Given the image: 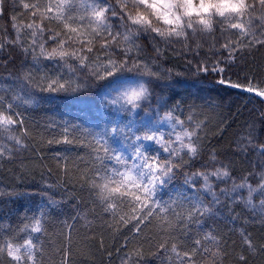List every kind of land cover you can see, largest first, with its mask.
<instances>
[{"label":"snow or ice","instance_id":"obj_1","mask_svg":"<svg viewBox=\"0 0 264 264\" xmlns=\"http://www.w3.org/2000/svg\"><path fill=\"white\" fill-rule=\"evenodd\" d=\"M6 2L0 0V18L6 11ZM18 6L22 13L9 17L11 31L7 26L0 27V69H7L13 62L11 57L5 59L4 54L9 51L23 56L22 68L30 64L22 75L13 77L9 73L20 92L28 97L26 103H32L38 94L79 92L103 82L107 93L105 105L130 117L143 111L142 122H151L139 135L136 134L139 129L133 131L132 127L119 126L117 122H112L111 128L107 124L87 128L65 125L59 140L48 141L72 144L79 140L81 147L90 148L92 165L81 173L82 186L87 187L102 214L110 219L109 227L119 231L134 225L132 239L126 237L123 247L135 242L143 227L156 219L158 231L166 239L154 255L167 252L169 264H223L228 253L221 244L222 238L210 230L203 238L189 243L192 233L188 229L193 224L201 226L205 217L214 215V208L223 203L221 196L231 203L243 204L252 212L253 219L257 215L264 217V143L258 147L255 143L260 130L250 126L247 135L237 142V148L245 155L251 149L262 158L242 182H236L229 167L218 162L214 152L200 169L185 172L204 150L201 133L205 121H194L195 113L181 119L183 112L176 115L178 105L160 116L163 105L157 100L153 107L152 85L165 76L154 70L158 68L154 61L141 57L143 49L136 40L152 34L153 39L159 37L164 41L179 38L185 49L191 50L193 38L212 35L218 28V39L224 42L216 49L214 39L210 50L226 52L227 56L212 61L211 67L208 61L198 63L197 74L218 73L219 83L264 97V90L232 83L222 75L236 63L238 56L264 48V0H19ZM24 17L29 22L17 23ZM155 51L158 56L160 49ZM69 61L75 62V66ZM45 62L54 67L67 66L69 76L85 69L88 74L66 80L63 71L55 75L51 71L42 72ZM171 78L169 71L167 79ZM7 91L13 94L0 95V162L14 158L27 147L29 138L25 118L17 111L23 97L14 88ZM261 119L264 121V117ZM157 121L166 123L167 129L156 127ZM78 129L81 134L70 139ZM117 133L127 142V154L110 143ZM79 159L87 165L82 157ZM64 161L61 167L67 172L68 157ZM256 168L261 170L256 172ZM181 173L182 190L163 199L162 194ZM257 176L256 186L248 183ZM229 180L231 187L217 190L218 185H227ZM244 192L246 196L242 195ZM204 196L211 200L206 202ZM257 196L261 197L259 202L255 200ZM48 203L54 205L57 201L48 197ZM45 216L41 210L26 216L25 222L15 229L9 228L7 235L0 231V262L46 264L42 239L46 232ZM21 234L25 237L22 241ZM238 234L248 255L264 253V244H254L246 229L241 228ZM169 241H175L170 248ZM56 251L63 253L60 264H68L67 248ZM248 255L241 252L236 257L238 264H248ZM142 259L141 250L136 248L125 253L121 264H132L133 260L140 264Z\"/></svg>","mask_w":264,"mask_h":264},{"label":"trees","instance_id":"obj_2","mask_svg":"<svg viewBox=\"0 0 264 264\" xmlns=\"http://www.w3.org/2000/svg\"><path fill=\"white\" fill-rule=\"evenodd\" d=\"M18 3L19 0H7L6 11L0 18V27L7 26L11 31L9 17L22 13ZM21 22L29 21L27 17H24L23 20L17 21V23ZM154 35H141L136 40L143 49L141 57L149 62L154 61L158 65V68L154 70L164 73L165 76V79L156 81L152 85L153 107L159 100L163 105L159 109V114L163 116L170 108L178 105L176 115L183 112L181 119H187L190 114L195 113L194 121H205L201 133L204 150L199 159L184 171L191 173L200 169L214 152L217 161L229 167L236 182H242V179L253 171L254 164L259 163L262 158L251 149L245 155L237 148V142L247 135V129L250 126H254L260 130L258 139L255 141L257 147L264 143V121L261 119L264 117V97L219 83L221 75L218 73L209 71L197 74L198 63L208 61V66L211 67L212 61L227 56L226 52L214 53L210 50L214 39H216V49H219L224 42L223 39H218V28L212 35H197L193 38L190 41L191 50L185 49L184 41L179 38L164 41L159 37L153 39ZM156 48L160 49L158 56ZM4 56L5 59L11 57L13 62L8 64L7 69H0V89L4 90L0 91V95H11L13 93L7 90L14 88L23 97L19 101L17 111L25 118L29 138L26 140L27 147L18 151L14 158L0 162V231L7 235V230L22 225L26 216L31 217L34 213L43 210L46 213V232L42 237L45 243L46 264H60L63 253L62 251L58 253L56 250L65 248L69 253L68 264H86L87 259L93 262L92 264H121V258L125 253H130L136 248H139L143 254L140 264H169L167 252L161 251L159 255H154L166 239V236L158 231L156 219L144 226L135 237V242H130L127 248L123 247L124 241L126 237L132 239L134 225L127 229L121 228L119 231L109 227L110 219L102 214V208L94 201L87 187L82 186L81 173L86 166L92 165L89 158L90 148L81 147L79 140L72 144L48 143L49 140L61 138L65 125H82L87 128L92 125L107 124L111 128L112 122H117L119 126L132 127L133 131L139 129L136 132L139 135L151 124V122H142L144 112L141 111L137 116L130 117L127 113H119L114 111L112 106L105 105L104 97L107 93L103 82L79 92L38 94L32 103H26L28 97L20 92L18 85L9 78V73H12L13 77L22 75L24 68L30 67V64H25L22 68L23 56L15 51H9ZM28 59L30 61L31 57ZM69 63L75 66V62L69 61ZM45 65L41 69L42 72L51 71L52 75H55L63 71L66 80L83 78L88 74V70L85 69L69 76L67 66L54 67L47 62ZM169 71L172 73L170 81L167 79ZM222 75L225 80H230L232 83L264 90V48L238 56L236 63ZM219 113L230 115V120L222 118L220 126L213 130L210 118ZM130 120L131 124H129ZM155 126L167 129V124L162 121H157ZM80 134L81 130L78 129L69 138L72 139L73 136ZM110 143L127 154V142L123 141L119 133L110 138ZM224 147L229 149L226 152L228 157L225 155ZM65 157H68L67 172L61 167ZM81 157L87 165L80 163V159L77 160ZM260 170V168L255 169L256 172ZM183 178L181 173L168 191L162 194V198L167 200L170 195L181 191ZM248 183L256 186L259 183V177L250 178ZM231 184L232 181L229 180L227 185H218L217 190L220 187H231ZM9 193L13 195H8ZM41 193L47 195H41ZM242 195L246 196V192ZM48 197L57 203L50 205ZM88 198L92 200L91 205L86 203ZM203 198L206 202L211 200L209 196ZM260 198L257 196L256 202H259ZM220 199L223 203L214 208V215L205 217L201 226L193 224L189 227L188 230L192 233L189 243L203 238L204 234L211 230L217 238H222L221 244L228 253L223 264H238L236 257L241 252L248 255V249L242 247L239 230L246 229L257 246L264 244V239L261 238L264 235V217L257 215L253 219L252 212L243 204L231 203L223 196ZM95 218L102 221L103 228H100L105 230H99L98 222L96 224L94 221ZM81 222H84V227L89 232L80 230ZM78 231L89 233L86 241L79 244L74 242ZM23 238L25 237L21 234V241ZM173 242L175 241H169V248ZM208 246L211 248V244ZM230 246L235 257L230 255ZM93 252H98L100 256L98 260H95ZM253 255H258V258L254 259ZM262 255L261 253L248 255V264H260ZM0 264H6V262H0ZM132 264H136V261L133 260Z\"/></svg>","mask_w":264,"mask_h":264},{"label":"rangeland","instance_id":"obj_3","mask_svg":"<svg viewBox=\"0 0 264 264\" xmlns=\"http://www.w3.org/2000/svg\"><path fill=\"white\" fill-rule=\"evenodd\" d=\"M222 116H224V117H222ZM225 119V120H230V115H227L226 113H224V114H217V115H213L212 116V118H210L211 119V124H212V127H211V129H213V130H215L216 128H218L219 126H220V123H221V119ZM43 126V125H42ZM41 126V127H42ZM224 149H225V155L228 157V155H227V151L229 150V149H226L225 147H224ZM234 159L235 160H238V158L237 157H234ZM77 160H79V158L77 159ZM91 199H86V203H88L89 205H91ZM95 217H96V215H94ZM95 223L97 224V222H98V227H99V230L100 229H102L103 228V223H102V221H99L98 219L96 220V218H95ZM85 225H84V222H81L80 223V230H85L86 232H89L88 230H87V228L86 227H84ZM100 227H102V228H100ZM98 230V231H99ZM102 230H105V229H102ZM85 231H83V232H85ZM96 232V231H95ZM87 234H89V233H82L81 231H78V233L76 234V236H75V238H74V242L75 243H77V244H79L80 242L81 243H83L84 242V240L86 241V236H88ZM261 238H263L264 239V235H263V237H261ZM53 250H54V248H53ZM229 252L231 253L230 255H232L233 257H235V254H234V251H233V249H232V247L230 246V250H229ZM93 254V256L94 257H96V259L95 260H98L99 259V255H98V252H93L92 253ZM263 254V255H262ZM261 255H262V261H260V264H264V253H261ZM253 256H255V255H253ZM254 259H256V258H258V255L257 256H255V257H253ZM87 259V258H86ZM85 260V259H84ZM252 260V259H251ZM86 261V260H85ZM85 261H84V263H85ZM87 263H90V264H92L93 262H91V261H89L88 259H87V261H86V264Z\"/></svg>","mask_w":264,"mask_h":264}]
</instances>
